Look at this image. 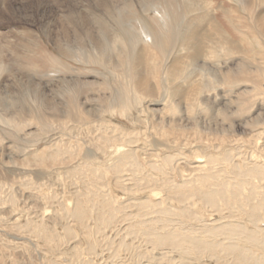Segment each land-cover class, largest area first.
<instances>
[{"label": "bare ground", "instance_id": "6f19581e", "mask_svg": "<svg viewBox=\"0 0 264 264\" xmlns=\"http://www.w3.org/2000/svg\"><path fill=\"white\" fill-rule=\"evenodd\" d=\"M229 1L242 12L245 7L257 8L255 16H251L255 28L264 36V0ZM181 3L187 10L178 3L176 7L172 4L168 7L160 0H0L2 19L39 23L62 55L77 58L76 61L84 65L98 64L107 71L108 82L117 85L116 96L101 109L99 116L96 109H89L85 101L81 102L83 84L80 83L100 82L62 79V84L46 91L48 84H41L45 83L41 79L16 76L13 83L17 84L6 86L4 83L8 82L3 72L17 62L11 63L8 57L10 42L8 46L0 44L2 124L11 126L19 136L24 133L32 138L54 133L56 129L63 130L62 135L68 131L73 133L82 128L69 125L75 119L81 126L86 125V136H81L80 141L76 139L73 150L56 147L63 143V138L60 135L59 140L51 142L54 139L51 134L44 148L25 153L21 160L13 154H7L6 160L0 159L3 165L29 167L24 173L40 172L46 176L45 172L51 169L63 171L66 178L82 173L87 178L80 176L79 179L85 178L87 185L90 183L84 189L76 191L75 187L67 192L64 207L60 208L61 217L56 216L53 221L46 217L34 219L29 212L24 213L25 206H19L17 198L9 203L13 211L4 223L17 234L8 236L19 241L24 238L22 234H32L50 251L58 253L60 250L59 254L67 256L64 259L56 254L47 264H108L109 257L120 258L122 264L127 260L130 264H264V255L258 259L244 247L259 239L260 234L264 235V226L259 223L264 220V161L258 159L264 149L259 140L264 136V118L255 113L257 116L246 123L254 134L239 139L243 145L254 147L249 160L244 156L240 159L232 148V132L239 127L232 122V111L219 108L221 121L215 120L210 125L188 120L198 113L214 111L218 95L216 83H224L228 75L243 83H255L253 89L241 92L250 94L246 97L248 100L239 101L243 112L252 110L257 97L264 96V87L260 84L264 83V45L257 38L253 45L256 51L232 68V41L226 34L222 36L223 44L208 53H204V43L199 40L202 37L198 39L205 16L209 20L208 15H214L209 10L208 15L203 12L213 5L212 0H182ZM146 14H150L158 32L153 30ZM173 38L177 40L176 49H169ZM23 47L26 48L25 42ZM159 55L166 57L165 63ZM223 57L228 58L222 61ZM151 83H167L163 86L162 99L148 98L154 95ZM170 83L188 87L202 83L197 91L189 87L197 96L185 107L189 116L187 122L181 104L174 99V96H182L184 90ZM212 93L214 99H211ZM158 101L163 103L162 109L156 108ZM248 102L251 103L247 107ZM164 112L170 117L165 118ZM117 113L131 125L116 120L114 114ZM144 115L146 120L151 118L153 124L150 134L148 130L145 132L149 129L146 125L150 124L142 119ZM88 117L96 118L89 120ZM34 122L38 128L31 130ZM139 126L146 127L141 131L146 136L141 138L140 147L142 136L136 129ZM187 131L192 133L194 140L191 141L197 142L193 149H186L188 142L180 138ZM207 134L218 136L222 142L215 146V151L204 153L199 144L208 139ZM170 136L174 137L169 140ZM3 141L0 135V144ZM258 149L260 155L256 152ZM143 166H148L151 174L142 175ZM108 177L119 188L120 196L96 195L93 185ZM248 184L250 189L244 191ZM46 194L42 195V202L50 204L56 200L52 201ZM46 206L38 209L43 210L44 216ZM76 225L80 235H76ZM107 230L108 235L104 234ZM95 232L97 236L93 235ZM18 241L12 244L23 246L24 241ZM205 253L208 255L204 258ZM95 255L102 256V260L97 262Z\"/></svg>", "mask_w": 264, "mask_h": 264}, {"label": "rangeland", "instance_id": "374dc122", "mask_svg": "<svg viewBox=\"0 0 264 264\" xmlns=\"http://www.w3.org/2000/svg\"><path fill=\"white\" fill-rule=\"evenodd\" d=\"M208 1H210V0H208ZM160 2H161V4L167 5L168 7H172V6L176 7L177 5H180L182 9L184 8L185 10H187L185 5H183L182 3H181L182 5L180 4V2H182V0H160ZM171 4H172V6H171ZM212 4L213 5L210 4L209 7L204 8L203 12L207 13L206 15L209 14L208 10L211 11L210 14H214V15H208V16H210L209 20L205 16L204 21H206V22H203V26L201 25V29L198 32V36H199L198 39L202 37L199 40H200V42L203 41L202 44L204 43L203 44L204 53H208L209 51H211L213 49V47L216 48L219 46L220 43L223 44L222 36H225V34H226L228 36V38L231 39V41H232L231 42L232 44L230 46H232V52H233L232 53L233 54L232 55V68H233L237 65L238 62H240V60L242 61V60L246 59V55H249L250 53L252 54V51L256 49V47L255 46L253 47V45H254V42L257 38L261 39L262 44L264 45V36L260 32H258L257 29L255 28L256 23H255V21L252 20V16H251L253 14H256L257 13L256 11L258 9L253 8V7L252 8L245 7V12H242L239 8L236 7V5L232 4L229 0H212ZM247 9H249V10H247ZM135 10H136V8H135ZM246 10H247V12H246ZM252 10H253V12H252ZM179 11H180V9H179ZM212 11H213V13H212ZM249 11H250V13H248ZM139 13H142V12H139ZM211 16H213L214 18L213 17L211 18ZM253 16H255V15H253ZM146 19H148V21L150 23H152L153 30L155 29V32H158L159 31L158 26L151 19L150 14H146ZM179 19H177V21H180ZM212 20H213V22H212ZM200 32L202 33V35ZM219 32L224 33V35L223 34L221 35V33H219ZM6 35H8V36H6ZM170 41L172 43L170 42L168 48L171 49V48H174V46L176 47V45H177L176 38H173ZM217 41H218V43H217ZM9 42H10L11 49L8 47L10 49V51L8 50V53H7L8 57H9V59H11V61H10L11 63L14 60L17 62V65L12 64V66H11L12 69L10 68L11 70L8 69V70H5L3 72V77H5V79L7 80L5 82H8V83H4V84H7L6 86L11 85L12 87H14L17 84V83H13V82H15L14 80H15L16 76H18V77L27 76V77H30L31 79H34V78L35 79H41L42 81L45 82V83H41V84H43L45 86L48 84L46 86L47 88L45 87L46 91L51 89V87L62 84L61 83L62 79L70 80V79H79L80 78L79 81H81V82H84L83 80L89 81V82L90 81L100 82V83H95V84H93V83H80V84H83V86H81V88H82L81 91L84 93V94L82 93V95H81V102L85 101V104H86L87 108H89V109H91L92 107H93L92 109H94V110L96 109L98 116L101 114L100 113L101 109H104L105 105L108 102H110L112 99H114V97L116 96L115 89L117 88V85H116V83H109L108 82V73L105 69H102V67L99 66L98 64L84 65L82 62L76 61L77 58L75 60L72 57H66V56L62 55L59 52V50L57 49V47L54 45L52 39L47 35L45 30L42 29V27L39 23L32 22V21H24V23H19V22L16 23V22L4 20L0 17V44L2 46H5V45L8 46ZM24 42L26 43V48H24V47L21 48V46L24 45ZM174 49H176V48H174ZM225 50H226V48H225ZM263 53H264V51H263ZM223 58L224 59L222 61H225L228 57H223ZM21 59L23 60V63L21 62L22 61ZM160 60L163 61V63H165L166 57L160 56ZM77 62H80V63H77ZM64 64H66V65H64ZM160 69H161V67H160ZM159 72H160V70H159ZM225 78H227V79H225L223 81L224 83H216V85L218 86V95H217V99L215 102L216 104L212 103V105L214 104V107H215L214 111L209 110L208 113H198L197 115L194 116V118L191 117L189 119L187 118L189 116H188L187 112L185 111V107L189 103L193 102V97L197 96L196 95L197 94L196 89H199V86L202 83H199V84L196 83L195 87H193L195 83L192 84L193 86H191V85L189 86L190 88L192 87L196 90L195 93L194 92L191 93L188 85L185 86V84H181V83H174V84L170 83V84H173L174 86H178V87L180 86V88H182V90H184V93L182 96H180V95L179 96L177 95L178 97L174 96V99H176V101H178L179 104H181V107L183 110L182 115H183V118L186 120V122L188 119L191 123L193 121V122H201L203 124H207V125L209 124L210 125V124H212L211 122L214 123L215 120L218 122L221 121V117L218 115V112H217L219 108L226 109L228 111H232V122H233V124H235V125L237 124L239 126V127H237L236 131L232 132V146H233L232 148L235 152L238 153V155L240 156V157L239 156L238 157L240 159H243V156H244V158L246 160H249V159H251V151L254 149V147L253 146L248 147L246 144L243 145V142H241L239 139H240V137L245 139L248 136L254 134L255 131H251L250 130L251 127L246 125V123L248 121H250L251 119H253L254 117H256L257 116L256 114H258V115L260 114L259 117L264 118V96L262 95L261 96L262 98L257 97L258 99H256V101H254L256 103L250 108L252 110H250L249 112H243V110H241L243 105L240 104L239 101L240 102H242V100L246 101V99H247L246 97L249 96L250 94H244L241 92H242V90L253 89L255 83H250V82L249 83H243L242 81L236 80V78L233 75L232 76L228 75V77H225ZM55 79L57 82L55 81ZM51 80H52V82H51ZM231 81H232V83H231ZM55 82H56V85H55ZM118 84H120V83H118ZM166 84L167 83H161V84L160 83H151L152 87L154 88L153 89L154 95H153V97L150 96L148 98H152L151 100H156V101L162 99L163 95H165V88L163 86ZM260 84L264 87V83H260ZM240 85H242V86H240ZM84 89H85V91H84ZM113 92H114V94H113ZM213 93H215V92H213ZM213 93L211 94V96H212L211 99H214ZM243 98H246V99H243ZM217 101H218V103H217ZM86 102H88V103H86ZM212 102H213V100H212ZM157 103H159V101ZM250 103L251 102L246 103L247 107L250 105ZM162 104L163 103L160 102L158 105H156V108L162 109ZM252 104H253V102H252ZM254 106H256V107H254ZM239 110H240V112H239ZM162 112H163V110H162ZM202 114H204L205 116ZM210 114H213V115H210ZM159 115L161 116V113H159ZM164 115H165V118L170 117L166 112H164ZM166 116H168V117H166ZM211 116L213 119L211 118ZM18 117H20V116H18ZM145 117H146L145 115L142 116V119H144V121H147L146 123L150 124V125H148V124L146 125V126H148L149 129H147L146 127H143L145 125L144 123H143L142 128L139 126L138 128L136 127V129H139L141 132V131H144L143 129L146 128L145 132L148 130L147 133L150 134L151 132H149V131L151 130L153 132V130H154L153 127H151V126H153V124H152V121L150 120L151 118L146 120ZM23 118H25V117H23ZM27 118L29 119V117H27ZM54 118L55 117H50V119H54ZM92 118H96V117H88L89 120ZM114 118L116 120L120 121V123H124L127 126L131 125V123L128 120H126L124 117H121L118 113L114 114ZM208 118H211V120H213V121H211ZM63 120L69 121L70 119L64 118ZM61 121H62V119H60V122ZM36 125L37 124L35 122L32 123V125L30 126L31 130L37 129L38 127H36ZM69 125H78V127H80V128L82 127V128L78 129V130H76L74 128L75 130L73 133H71V132L69 133V131H68V132H64L63 135L61 133V132H63V130L56 129L54 131V133L52 131L50 133L49 132L45 133L42 136H39L38 138H32L29 136H24L23 132H22L23 137L19 136L18 135L19 133L15 129L12 130L10 128L11 126L9 127L8 124H6V123L2 124V122H0V135L4 139L2 144H0V159L3 158L6 160V159H8V158H6L7 154H10V155L13 154V157L21 160L25 157V155H24L25 153H30L33 151H37V149L40 150L41 148H44L46 146V144L49 142L50 138L53 137L54 141L52 140L51 142H55L57 139L59 140L60 135H61V138H63V143L60 144V146H56V147L67 148V149L73 150L74 149L73 147H75L76 139H79V141H80V140H82V139H80L81 136L82 137L86 136V130L84 129V126H86V125L81 126L78 122H76V119L74 122H72V121L69 122ZM150 127H151V129H150ZM39 128H40V126H39ZM145 132H143V133L141 132L140 136H142V137H140V141L138 143L139 147L142 146V144H143L142 139L146 136L144 134ZM187 132L189 135L187 134ZM187 132H185L184 135L180 136V138L184 139L186 141V143L188 142L186 144V149H193L197 142L191 141V140H194L191 138L192 133L190 131H187ZM263 132H264V130H263ZM66 133H68V134H66ZM207 135H206V138H208V139H204L202 141L203 143L200 142V144H199L204 153H209L213 150L215 151L216 150L215 146H217V144H220L222 142V139H220L216 135L214 136V135L210 134V135H208L210 137H208ZM173 137L174 136H170L169 140H171ZM188 137H189V139H188ZM259 140H261L260 143L264 147V136L261 137ZM46 141H47V143H46ZM141 141H142V143L140 144ZM213 141H215L214 145H213ZM202 144H203V146H202ZM261 145H260V147H261ZM23 147L25 148V150L23 149ZM175 151L176 150H174V152ZM256 152H259V149L256 150ZM260 153L261 152H259V155H260ZM100 155L102 156V154H100ZM261 156L262 157H260L258 159H260L259 160L260 162H263L264 161L263 160L264 159V149H263V153ZM236 160H237V158H236ZM236 160H233V162H236ZM239 162H240V160H239ZM28 169L30 170L29 167L27 168L25 166H20L19 164L14 166L11 164H4L3 165L0 163V262L2 264L4 262H5V264H47L48 260L50 261V260L54 259L55 255L59 254V252H60V250L58 253H56L54 251H50V249H48V247L46 246V244H44L43 241H41L38 237L33 236L32 234H29V233L28 234L27 233L22 234L24 238L19 240V241H24L25 246H24V244H23V246L22 245L17 246V245L12 244L13 242H16L18 240L14 239L8 235H16L17 233L16 234L13 233L15 231L10 229L8 227V225L4 223L5 218L8 217L9 213L13 211V208H11V206L9 204L12 200L17 198L18 199V205L19 206H21V205L25 206L23 212L24 213L29 212L28 214L30 216H32V218L41 219L43 217H46V218H48L49 221H53L52 218H55L56 216H59L62 214V212H61L62 210H60V208L64 207V203L67 200V195L69 194L67 192H70L69 190L72 191V189H74L75 187H76V191L79 190L81 187H82L81 189H84L86 187L85 185H87V182L84 180L87 177L83 176L82 173H81V175L76 174L77 177L74 175V176H72L73 178L71 176L70 177L67 176L68 178H66L64 173H62L63 171H54L53 172L51 169H49L48 170L49 173L45 172V175L46 174L47 175L44 176L40 172H33V173L26 172V173H24V170L27 171ZM32 169L35 170L34 167ZM149 169L150 168L148 166H143V169L141 170L142 175L147 176V174L148 175L151 174V171ZM144 171H146V172H144ZM50 172H51V175H50ZM40 174H41V176H40ZM48 174L51 177L48 176ZM58 174H60V175H58ZM52 175H53V177H52ZM61 175L65 176V177H62ZM80 176L85 177V178H83V181H81L82 179H79V178H82ZM48 177H50V180ZM153 177H156L155 174H153ZM54 178H56L57 181H55L56 179H54ZM69 178H71V179L69 180ZM40 179H41V181H40ZM59 179H61V180L59 181ZM176 179L178 180L177 177H176ZM34 180L37 182V185H36V182ZM102 181L100 180V182H98V183L96 182L93 185V189L95 190L96 195H103V196H107V197H110L112 195L115 196L116 194H118L119 196L121 195L120 192L118 191L119 188L114 185L113 179H110V177H108ZM31 182H35V185L31 184ZM62 184H63V186H62ZM70 184H71V186H70ZM88 184L90 185V183H88ZM59 185L61 188L59 187ZM89 185H87V186H89ZM249 186H250L249 184L246 185V189L244 188V191L250 189ZM41 187H42V189H41ZM45 189H47V190H45ZM10 192H12V193H10ZM44 194L49 195V197H51L52 201H54L55 198H56V200L50 204H46L45 202H42V200H41L42 199L41 197H42V195L44 196ZM40 200H41V202H39ZM42 205H44V206L47 205L46 211L47 210L48 211L47 212L44 211L46 213L45 214L46 216H44L43 210H38V209H40V207H42ZM40 214H41V216H40ZM234 216L239 217L237 215H234ZM36 217H38V218H36ZM59 217H61V216H59ZM244 217H246V216H244ZM259 223L262 227L264 226V220L259 221ZM90 224L92 225V228H93L94 227L93 226V220L90 222ZM197 227H200V226H197ZM74 230L76 231V235L77 234L80 235V229L78 228L77 225H76V227H74ZM11 231H13V232H11ZM9 232H11V233H9ZM102 232H103V230H102ZM104 234L108 235L109 231L108 232L105 231ZM93 235L97 236V232L93 233ZM81 236H82V234H81ZM261 238H264L263 234H260L259 239L256 238L255 241H251L250 244L244 246L245 249H247L250 254H252L254 257H256L258 259L261 255L262 256L264 255V239H261ZM14 246L16 247V249ZM61 249H63V248H61ZM100 249H101V247H99V250ZM56 251H57V249H56ZM105 252H106V250H105ZM206 254L208 255V253H205L204 258L207 257ZM65 255L66 254L61 253L58 256H62V258L65 259L67 257ZM107 255L108 254L106 253L103 255V257L105 258V257H107ZM95 256H97V255H95ZM111 258H113V257L107 258L106 261L108 264H122V262H121L122 260L120 258L119 259L118 258L117 259L116 258L111 259ZM95 259L97 262H99L102 260V256H97V257H95ZM262 259L264 260V256ZM67 261H69V260H66V262ZM127 261L126 262L124 261L123 263L124 264H126V263L130 264L129 260H127ZM99 264H102V263H99Z\"/></svg>", "mask_w": 264, "mask_h": 264}]
</instances>
